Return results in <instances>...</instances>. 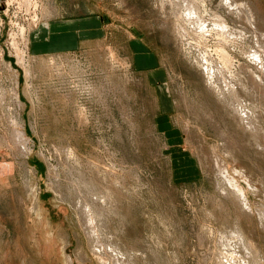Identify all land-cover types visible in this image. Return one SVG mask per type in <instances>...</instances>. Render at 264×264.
I'll list each match as a JSON object with an SVG mask.
<instances>
[{
  "label": "rangeland",
  "instance_id": "1",
  "mask_svg": "<svg viewBox=\"0 0 264 264\" xmlns=\"http://www.w3.org/2000/svg\"><path fill=\"white\" fill-rule=\"evenodd\" d=\"M202 1L201 29L223 32L215 15L243 32L232 81L217 36L185 21L181 38L163 0H0V264H264V51L220 0ZM244 1L264 29V0ZM55 18L99 33L30 54ZM90 196L105 253L79 224Z\"/></svg>",
  "mask_w": 264,
  "mask_h": 264
},
{
  "label": "bare ground",
  "instance_id": "2",
  "mask_svg": "<svg viewBox=\"0 0 264 264\" xmlns=\"http://www.w3.org/2000/svg\"><path fill=\"white\" fill-rule=\"evenodd\" d=\"M179 2H182V4L184 6H186V11H184V13L182 12L181 14L179 12H181V10L179 8H177L176 10V7L179 6L178 3ZM163 3L164 4H167L168 7L172 8V10L175 12V19L177 20V22H179L178 24V33H179V36L181 38H186L187 37V33L185 32V28L183 27V25L185 26V21H189L192 23L193 27H196V28H200V29H197V30H194L195 33H198L197 34V38L201 41H207L209 37H213V36H217V40L219 42V44H217V46L215 47V49H212V51H214V55L217 56L218 58V61L220 62V64L222 65L221 67L223 68V71L226 70V71H229L230 73V76L228 75V77H232L230 80L232 81V79H234L235 76H237L236 74H232L231 72V68L234 66V60H233V57L231 56L230 52L227 50L228 48L230 47H234V42H236V39L238 38H241L242 35H243V32H237L236 30L234 29H230V28H226L224 22L225 20L221 19V18H217L215 15H212V17L216 18L218 21V28H221V30L223 32H217L215 34H213L214 32H212L211 29H201L203 24H204V17L207 16L209 14L208 10L205 9V6H206V1H202V0H163ZM24 4V3H23ZM30 6V5H29ZM163 6V4H162ZM220 7H222L226 13L228 15H231V17H233V19H236L238 21H240L241 23H245V25H247L248 27L252 28V31L255 33L256 35V46L258 48H260L261 50L264 51V32L262 30V27H261V24H260V15L258 14V12L250 5L247 4L246 1L244 0H220ZM175 20V21H176ZM182 23V24H180ZM45 29V28H44ZM233 41V42H232ZM188 42V41H187ZM13 45V44H12ZM198 46V45H197ZM206 54V53H205ZM18 55V54H17ZM24 56V55H23ZM206 57V56H205ZM18 58V57H17ZM202 59V57H201ZM253 59H256L255 62H261V65H263L262 63V60L260 58V56H255ZM209 60V59H208ZM207 58L206 59H202L201 62H199L200 64V67L203 68L205 74H206V78H207V81L209 82H212L213 80V73H214V70L213 68L211 67L210 63L208 62ZM21 61V59H20ZM19 64V63H18ZM19 66V65H18ZM25 69V68H24ZM216 70V69H215ZM241 70V69H240ZM28 71V70H27ZM221 71V70H220ZM219 72V71H218ZM26 73V72H25ZM225 73V71L223 72ZM222 72H219V76H222L223 74ZM237 73V72H236ZM225 75V74H224ZM227 77V76H226ZM228 77H227V82H228ZM236 79V78H235ZM229 80V81H230ZM226 81V80H225ZM234 81V80H233ZM224 82V81H223ZM230 83V82H229ZM1 91V90H0ZM227 93L228 94H231L232 93V89H228L227 90ZM17 97V96H16ZM16 99V98H15ZM17 121V120H16ZM12 125H14V133H12L13 137H14V140L16 141V144H20L23 149V152H25L24 154L25 155H28L30 154L31 152V149L30 147L28 146V142L29 140H27V136H26V133L24 132V129L22 127V125L17 122H14ZM13 132V131H12ZM15 144V143H13ZM19 145V146H20ZM225 174V173H224ZM221 176V175H220ZM227 177V176H226ZM224 177V179L226 178ZM228 178V177H227ZM229 181V179H228ZM226 181V182H228ZM231 182V181H230ZM228 182V183H230ZM227 184V183H226ZM232 184V183H231ZM233 185V184H232ZM231 187V185H229ZM235 188L236 185H234ZM71 187V186H70ZM90 187V186H89ZM94 187V186H93ZM228 187V186H227ZM84 188V187H83ZM82 188V190H83ZM87 188V187H86ZM84 188V189H86ZM232 188V187H231ZM234 188V190H235ZM75 189V188H74ZM93 189V188H92ZM77 190V188L75 189ZM79 190V189H78ZM80 189V191H82ZM89 190V189H88ZM87 190V191H88ZM96 190V189H95ZM98 190V189H97ZM237 190V189H236ZM91 191V190H90ZM93 191V190H92ZM96 192V191H95ZM233 192V191H232ZM236 193L238 192L235 191ZM240 192V191H239ZM75 193V192H74ZM74 193L72 196H74ZM98 193V192H97ZM108 193V191H107ZM241 193V192H240ZM79 194V193H78ZM88 194V193H86ZM93 193H91L90 195H92ZM102 194V193H101ZM100 194V195H101ZM104 194V193H103ZM109 194V193H108ZM235 194V193H234ZM76 195V193H75ZM82 195V194H80ZM99 195V194H98ZM97 196V195H96ZM88 198V202H81L79 205L78 203L82 200H80L78 203H77V210L80 214L79 216V224L81 225L82 229H84L86 232H87V239L89 237V242L92 240L93 244L94 245V248H96L95 250L99 251V252H104L105 251V248L108 249V246L104 248L103 244H102V240L100 241L99 239L102 238V237H99V233L97 234V231H96V225L95 224V219L94 217L98 214H96L94 217L92 216V212L91 211L92 207L91 205L93 206V204H97L100 197H97L96 198ZM105 196V195H104ZM240 196V195H239ZM76 197V196H75ZM89 197V196H88ZM103 197V196H102ZM107 197V196H106ZM110 197V196H109ZM108 197V198H109ZM237 197H238V194H237ZM111 198V197H110ZM241 198V196H240ZM243 198V197H242ZM82 199V197H81ZM105 200V197L103 198ZM244 199V198H243ZM241 199V200H243ZM78 200V199H77ZM84 200V199H83ZM108 201V200H107ZM110 201V200H109ZM76 202V201H75ZM103 202V201H102ZM91 203V204H90ZM101 203V202H100ZM240 203V202H239ZM244 203L245 200H244ZM102 205V204H101ZM106 205V202L105 204ZM98 206V205H97ZM244 206V205H243ZM103 207V206H102ZM241 208V207H240ZM32 209H35V206L32 208ZM95 209V207L93 208ZM101 209V208H100ZM97 210V208H96ZM102 210V209H101ZM249 210V209H247ZM95 211V210H94ZM98 211V210H97ZM100 211V210H99ZM106 211V210H105ZM256 211V210H255ZM261 211V210H260ZM96 212V211H95ZM102 213V212H101ZM261 213V212H259ZM36 214V213H35ZM94 214V213H93ZM101 215V214H100ZM260 216V215H259ZM99 217V216H98ZM102 217V216H100ZM97 218V217H96ZM105 219V218H104ZM102 220V219H101ZM98 222V220H97ZM100 222V220H99ZM104 224V223H103ZM103 224H101L103 226ZM99 227V226H98ZM102 228V227H101ZM100 228V229H101ZM83 230V231H84ZM97 230H99L97 228ZM236 230V229H235ZM101 231V230H100ZM86 232H84V234H86ZM101 236V234H100ZM235 236V235H234ZM233 237V236H232ZM225 239V237H223ZM91 239V240H90ZM103 239V238H102ZM234 239V238H233ZM226 241V240H225ZM224 241V243H225ZM105 243V242H104ZM92 244V245H93ZM227 244V243H226ZM225 244V245H226ZM248 246V245H247ZM229 247V246H228ZM236 247V246H235ZM249 247V246H248ZM113 248V247H111ZM116 248V247H115ZM110 250V248H109ZM239 250V249H238ZM251 250V249H250ZM112 251V250H111ZM108 252V250L106 251V253ZM114 252V250L112 251ZM245 252V251H244ZM254 252V251H253ZM96 253V252H95ZM105 253V252H104ZM235 253V252H234ZM100 254V253H99ZM231 254V253H230ZM253 255V254H252ZM103 256V255H102ZM111 256V254L109 255ZM115 256V255H114ZM248 256V255H247ZM118 257V255L116 256ZM225 257V256H224ZM110 258H113V257H110ZM119 258V257H118ZM227 258V257H226ZM250 258V257H249ZM104 259V258H103ZM115 259V258H114ZM113 259V260H114ZM231 259V258H230ZM253 259V258H251ZM101 260V259H100ZM227 260V259H226ZM225 260V261H226ZM234 260V259H233ZM254 260V259H253ZM109 261V259H108ZM116 260H114L115 262ZM113 262V263H114ZM120 262V261H119ZM231 262V261H230ZM238 262V261H237ZM112 263V264H113ZM242 263V262H241ZM70 264V263H68ZM103 264H109L107 261H104ZM120 264H125V263H120ZM128 264V263H127Z\"/></svg>",
  "mask_w": 264,
  "mask_h": 264
},
{
  "label": "crops",
  "instance_id": "3",
  "mask_svg": "<svg viewBox=\"0 0 264 264\" xmlns=\"http://www.w3.org/2000/svg\"><path fill=\"white\" fill-rule=\"evenodd\" d=\"M94 25L95 21L88 18L52 19L32 38L30 54L38 56L86 46L98 32Z\"/></svg>",
  "mask_w": 264,
  "mask_h": 264
}]
</instances>
